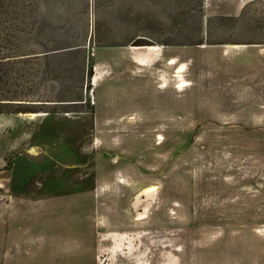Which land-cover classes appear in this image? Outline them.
<instances>
[{"label":"rangeland","instance_id":"1","mask_svg":"<svg viewBox=\"0 0 264 264\" xmlns=\"http://www.w3.org/2000/svg\"><path fill=\"white\" fill-rule=\"evenodd\" d=\"M0 264H264V0H0Z\"/></svg>","mask_w":264,"mask_h":264},{"label":"bare ground","instance_id":"2","mask_svg":"<svg viewBox=\"0 0 264 264\" xmlns=\"http://www.w3.org/2000/svg\"><path fill=\"white\" fill-rule=\"evenodd\" d=\"M143 47H147V48H150V49H158L159 47L158 46H137V45H134V46H130V48H143ZM148 60L147 59H144V58H135L134 59V62L138 63V64H146ZM169 63H174V59L173 57H171L168 61ZM94 79H97L98 78V75L97 73L95 75H93ZM18 114H21L27 118H34L36 116H38L40 113L39 112H19Z\"/></svg>","mask_w":264,"mask_h":264},{"label":"crops","instance_id":"3","mask_svg":"<svg viewBox=\"0 0 264 264\" xmlns=\"http://www.w3.org/2000/svg\"><path fill=\"white\" fill-rule=\"evenodd\" d=\"M157 54H160V52L157 53ZM153 56H154L153 58H156V55H153ZM134 58H140V57H136V56H135Z\"/></svg>","mask_w":264,"mask_h":264}]
</instances>
